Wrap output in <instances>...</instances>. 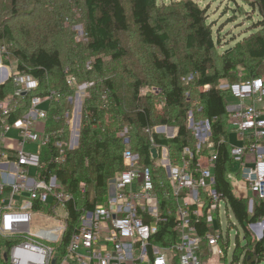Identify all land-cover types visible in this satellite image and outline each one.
Segmentation results:
<instances>
[{"label": "trees", "instance_id": "obj_1", "mask_svg": "<svg viewBox=\"0 0 264 264\" xmlns=\"http://www.w3.org/2000/svg\"><path fill=\"white\" fill-rule=\"evenodd\" d=\"M243 1L258 9L262 19L257 26L262 31L252 34L225 55L217 53L207 10L194 0L173 4L177 11L172 9L170 14L165 13L158 0H84L87 42L76 41L75 33L63 25L57 11L35 8L23 16L18 7L27 5L18 0H11L7 9L0 10V20L7 13L0 22V44L7 47L10 60L16 63L15 72L29 75L40 84L35 93L19 99V110L9 122L27 113L32 96L45 97L52 92L59 95L49 109L46 127L52 140L40 154L42 174L47 178L57 176L63 189L75 198L68 205L70 216L64 246L75 233L83 210L93 211L96 205L106 202L111 182L127 169L125 151L140 154L143 164L150 167L154 166L153 146L167 147L175 161L183 158L186 147L195 151L196 141L188 127L189 113H192L195 121L211 123V141L218 153L214 169L216 190L226 200L228 212L234 214L245 230L244 244L237 236L230 264H264V238L252 242L248 230L249 224L264 219V201L256 202L250 213L248 200H239L232 192L229 175L233 162L227 112L231 94L229 89L220 87L223 80L229 81V86L240 83L235 73L238 67L250 77L245 81L264 75V0ZM35 6L42 7L40 0H35ZM172 15L180 18L185 46L193 54L192 71L186 72L177 61L176 40L170 32ZM22 18L29 22L20 26L13 24ZM133 28L142 45L137 50H131L125 40ZM11 61L6 64L10 65ZM69 77H74L78 85L93 83V86L83 102L79 145L67 150L64 164H54L53 159L58 155L55 144L68 140L69 126L64 114L69 108L68 98L75 94L67 84ZM10 83L0 87V100L12 94ZM206 86L209 88L204 90ZM159 126L177 128L178 136L166 139L156 134L154 129ZM125 129L129 145L120 136ZM162 178L165 180V175ZM39 209L35 206V210ZM173 224L171 218L161 228L155 237L158 244L175 240ZM198 229L201 234L209 230L205 222ZM17 242L0 236V264H10L5 256ZM223 261L227 262V251Z\"/></svg>", "mask_w": 264, "mask_h": 264}, {"label": "built area", "instance_id": "obj_2", "mask_svg": "<svg viewBox=\"0 0 264 264\" xmlns=\"http://www.w3.org/2000/svg\"><path fill=\"white\" fill-rule=\"evenodd\" d=\"M80 35L79 42L87 41L84 31ZM5 60L11 61L10 54L0 44V87L11 82L13 90L0 100V236L19 240L6 255L10 264H230L223 261L226 251L228 256L231 250L230 241L225 248L227 239L216 228L213 218L222 206L227 208V203L216 190L214 169L218 153L211 141V123L195 121L192 113L188 127L196 141L195 151L186 147L183 158L175 161L167 147L153 146L156 158L151 152V167L143 164L140 154L125 151L127 169L111 182L106 202L96 205L93 211L83 210L75 233L64 246L70 216L68 205L75 198L63 189L57 176L47 178L42 174L40 154L52 140L46 127L49 109L59 95L52 92L45 97L32 96L27 113L9 122L19 110V99L35 93L40 84L29 75L15 72L16 63L11 61L7 65ZM67 84L81 99V128L83 102L93 83L78 85L74 77H69ZM229 90V133L233 131L238 139L237 144L231 143L230 156L237 169L232 168L230 184L237 199L248 200L252 213L255 203L264 201V110L257 105L264 99V79L235 83ZM74 98H68L69 105L73 106ZM43 103L49 104L47 109L40 108ZM65 114L68 117L70 110ZM40 124L45 125L44 130H39ZM170 128L159 126L154 132L175 139L178 129ZM12 131L17 136L7 138ZM148 133L151 134L150 130ZM77 136L79 145L80 132ZM120 136L129 145L128 130ZM12 142L15 146L9 145ZM151 142L154 143L153 139ZM27 145H36L38 149L28 151ZM55 145L58 155L54 164H64L67 150L76 149H70L68 142ZM37 205L39 210H35ZM46 208L57 224L34 232V217ZM171 218L175 240L158 244L155 237ZM202 222L209 228L203 234L198 229ZM248 230L252 242L261 241L264 219L249 224Z\"/></svg>", "mask_w": 264, "mask_h": 264}, {"label": "rangeland", "instance_id": "obj_3", "mask_svg": "<svg viewBox=\"0 0 264 264\" xmlns=\"http://www.w3.org/2000/svg\"><path fill=\"white\" fill-rule=\"evenodd\" d=\"M20 3L22 1L26 2V7H18L20 13L23 16L29 15L35 8L39 11L48 9L50 11H57L61 14V20L64 26L71 28L72 32L76 35V41L82 38L80 35L81 30L84 31L86 25L87 9L85 7L84 0H40L42 7L35 6V0H18ZM184 0H158V4L161 8L166 9L165 13L170 14V11H177L176 8L172 7ZM202 9L207 10V17L210 24L213 26L214 38L217 41V53L219 55H225L232 51L239 44L244 43L245 40L254 33H259L262 31L261 27H258L259 21L262 19L257 8H254L250 4L244 2L243 0H194ZM11 0H0V10L7 9ZM21 5V4H20ZM176 12H173L175 14ZM7 16V13L2 15L0 22ZM9 18V17H8ZM170 32L172 34V39L176 40V50L178 53L177 61L179 64L185 68L186 72L192 71L190 68L191 60L190 57L193 55L191 51H188L185 46L183 27L180 22V18L176 15H172L170 19ZM29 19H19L13 23L15 26H20L21 24H26ZM2 28H0L1 32ZM79 37V38H78ZM79 39V40H78ZM127 44L131 50H137L142 47L140 40L136 31L132 30L126 38ZM83 42V41H81ZM87 42V41H84ZM104 58H107L105 56ZM108 59V58H107ZM15 62H12L14 64ZM264 64V62L262 63ZM236 76L238 77V82H243L250 78L247 72L242 68L238 67L235 70ZM264 79V75L261 76ZM185 80L183 81V83ZM230 82L223 80L221 82V88L228 90ZM147 92V90H146ZM73 106L69 105L68 110H70V115L67 117L64 114V119L66 124L69 126L68 134V144L70 149L77 148V133L80 132L79 119L81 115L80 111V98H76L74 94ZM85 96L82 94L81 98L83 100ZM159 101V100H157ZM261 108H264V101L257 104ZM48 103H43L40 108L47 109ZM162 105H160L161 107ZM159 107V108H160ZM66 113V112H65ZM45 125L40 124L39 130H44ZM16 133L12 131L7 135V138H15ZM235 139V138H233ZM234 143L235 140H233ZM79 143V142H78ZM33 175V174H31ZM40 214H36L35 222L33 224L32 230L35 231L39 228H47L55 225L52 221H43L40 218ZM61 214V210L59 211ZM215 220L216 228L221 230L223 237L230 241L231 250L227 256V263L231 262L232 253L235 245L237 244V236L239 242L244 244L245 230L239 225L234 214L228 212L225 206H222L219 213L215 212L213 214ZM60 221V218L57 219ZM218 222L220 223V228H218ZM230 236V238H229ZM74 262V261H71Z\"/></svg>", "mask_w": 264, "mask_h": 264}, {"label": "crops", "instance_id": "obj_4", "mask_svg": "<svg viewBox=\"0 0 264 264\" xmlns=\"http://www.w3.org/2000/svg\"><path fill=\"white\" fill-rule=\"evenodd\" d=\"M170 128V127H169ZM170 129H172L173 130V128H170ZM172 130H170L171 132H172ZM176 130V129H175ZM15 132V131H14ZM16 133V132H15ZM16 136H17V133H16ZM229 140H230V144L231 143H234L233 142V140H235V142H236V144L238 143V139H237V135L235 134V133H233V131L230 133V135H229ZM233 138H235V139H233ZM9 145H12V146H15V144L12 142V143H9ZM37 149H38V147L36 146V145H27V147H26V150H30V151H37ZM234 167V170H236L237 169V166L236 165H234L233 166ZM48 211V210H47ZM40 213H42V215L40 214V218L43 220V221H52V222H54L55 223V225L57 224V221L56 220H54V219H52V218H50V216H49V214L46 212V211H40ZM36 217V216H35ZM35 217H34V222H35ZM34 224V223H33ZM55 225H53L52 227H48V228H53V227H55ZM33 227V226H32ZM39 229H47V228H39ZM39 229H37V230H39ZM37 230H35V231H37ZM34 231V232H35Z\"/></svg>", "mask_w": 264, "mask_h": 264}, {"label": "water", "instance_id": "obj_5", "mask_svg": "<svg viewBox=\"0 0 264 264\" xmlns=\"http://www.w3.org/2000/svg\"><path fill=\"white\" fill-rule=\"evenodd\" d=\"M153 155H154V157L156 158V150H153ZM6 257V256H5Z\"/></svg>", "mask_w": 264, "mask_h": 264}]
</instances>
